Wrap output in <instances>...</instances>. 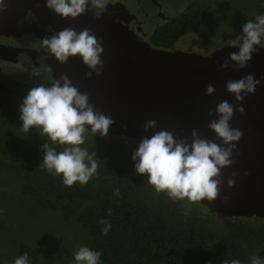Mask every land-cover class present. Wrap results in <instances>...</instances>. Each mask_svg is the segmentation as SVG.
<instances>
[{"label":"trees","instance_id":"obj_1","mask_svg":"<svg viewBox=\"0 0 264 264\" xmlns=\"http://www.w3.org/2000/svg\"><path fill=\"white\" fill-rule=\"evenodd\" d=\"M257 15H264V2ZM255 17H234L235 25L224 36L233 42L242 36L243 25ZM207 23V8L193 4L157 32L171 43L157 45L171 49L177 36L202 35ZM15 116L16 122L12 125L8 123L12 119L0 118V126L4 123L9 126L7 131L0 132V151L8 153L0 164L17 171L22 190L40 205L75 211L90 233L89 248L101 252L100 264H230L232 260L250 264L253 255L264 261V232L255 228L262 219L254 218L255 225L249 222L250 217L221 219L217 213L202 212L200 202L174 201L166 193H157L146 175L135 173L131 153L137 145L129 138L86 133L85 143L80 147L96 153L97 174L87 184L76 182L69 187L62 182L61 175H53L40 167L42 145L51 142L37 129L29 134L22 132L20 115ZM53 146L57 151L65 147ZM117 189L119 195H116ZM225 218H244L247 222L227 223L223 221ZM101 220L111 225L106 235ZM209 221L219 223L221 229ZM245 236L253 237L252 246H243ZM21 252L27 249L22 247L15 257L23 255ZM30 264H34L32 260Z\"/></svg>","mask_w":264,"mask_h":264},{"label":"clouds","instance_id":"obj_2","mask_svg":"<svg viewBox=\"0 0 264 264\" xmlns=\"http://www.w3.org/2000/svg\"><path fill=\"white\" fill-rule=\"evenodd\" d=\"M107 5V0H46V6L61 18H77L86 11H93L99 17ZM0 11H6L3 0H0ZM242 36L232 42L238 52L229 53L220 64V69L234 65V71L243 70L257 51V46L264 38V15H258L243 25ZM42 45L47 47L54 58L61 64L70 57H79L82 63L97 76L102 74L103 48L100 39L90 29L77 32L72 27L64 28L55 35L46 36ZM38 75V73H33ZM260 81L249 74L237 80L226 82V91L234 96L239 104L246 96L254 94ZM215 92V87L208 85L205 95ZM20 130L29 134L33 129L39 130L47 141L42 145L43 161L40 167L53 175H61L62 182L71 187L74 183L87 184L97 174L98 161L95 152L89 153L80 146L85 143V135L89 131L106 137L114 120L89 103L87 93H82L61 74L50 87L44 84L32 87L19 106ZM215 119H211L207 128L215 134L213 139L202 138L196 129H192L190 137L176 138L172 132L161 130L150 137L142 136L138 146L131 153L134 170L137 175H146L148 183L157 193H166L172 200H187L197 203L202 200L214 202L220 195L222 185V169L235 163L232 157L236 142L243 133L233 128L230 121L234 112L243 114V107H235L227 100L219 102L215 107ZM209 117L213 115L210 111ZM157 122L149 120L144 124V131L154 129ZM219 141V143H217ZM65 146L57 151L53 145ZM236 173L227 180L231 188ZM119 195V190H116ZM228 196L223 197V202ZM105 225L106 235L111 225ZM14 264H30L27 252H21ZM100 251L81 246L74 254L76 264H100ZM230 264H241L232 260ZM250 264H264L258 256L253 255Z\"/></svg>","mask_w":264,"mask_h":264},{"label":"water","instance_id":"obj_3","mask_svg":"<svg viewBox=\"0 0 264 264\" xmlns=\"http://www.w3.org/2000/svg\"><path fill=\"white\" fill-rule=\"evenodd\" d=\"M101 16L89 15L82 29H90L100 38L102 74L97 76L78 56L61 64L52 54L48 61L52 78L45 86L50 87L52 81L66 74L75 87L88 94L89 103L96 110L114 120L108 135L127 137L137 146L142 136L150 137L165 129L178 139L190 137L192 129L202 138L213 139L215 134L207 125L216 118V105L227 100L235 107H243V114L234 112L230 121L233 128L243 133L232 154L235 163L222 169L219 197L211 203H200L219 217L264 219V46H257L245 69L234 71L235 66L230 65L221 70L220 64L229 53L239 50L232 44L207 55L154 48L103 12ZM249 74L260 84L254 94L238 104L226 91V82ZM208 85L215 87L211 95H205ZM149 120L157 124L145 132L144 124ZM232 173L237 175L229 188L227 180L233 178ZM224 196H228L227 202H223Z\"/></svg>","mask_w":264,"mask_h":264},{"label":"rangeland","instance_id":"obj_4","mask_svg":"<svg viewBox=\"0 0 264 264\" xmlns=\"http://www.w3.org/2000/svg\"><path fill=\"white\" fill-rule=\"evenodd\" d=\"M132 1L128 0L131 5H134ZM166 1L173 8L179 10L188 2H192V0ZM263 2L264 0H195L196 4L207 8L208 23L204 27L202 35L188 33L185 35L187 37L185 41L193 42L192 46L196 52L204 55L210 54L212 48L223 43L224 34L233 28L234 19L237 20L234 17L258 16V9ZM260 45L264 46V38ZM204 47H207L206 51L202 50ZM22 73L27 74L29 78L34 77L29 70ZM23 74L20 73L18 76ZM33 86L35 85H26L21 92L20 100H15L16 105L13 110L15 115H20L19 106L26 96L24 92ZM13 112L3 108L0 110V118L12 119L11 122H8L12 125L16 122L13 120L16 118ZM8 123L0 126V132L9 129ZM5 154L8 155L7 152L0 151V163L5 161ZM19 154L22 155L23 152ZM16 172L8 165L0 164V261L3 264H14L15 256L20 253L22 247H25L29 250L28 257L34 264H71L75 262L74 254L78 248L89 247L92 241L90 233L84 228L81 219L77 217L78 214L63 207L40 205L22 190V182ZM201 211L207 212L206 208L202 206ZM218 219L220 218L218 217ZM244 220V218L243 220L223 219L227 223L239 221L246 224L247 220ZM249 220L252 225L256 224L253 223L254 218ZM209 222L215 228L221 229L219 223ZM255 228L264 232V219L258 220ZM242 244L243 246H252L253 237L245 236Z\"/></svg>","mask_w":264,"mask_h":264},{"label":"flooded vegetation","instance_id":"obj_5","mask_svg":"<svg viewBox=\"0 0 264 264\" xmlns=\"http://www.w3.org/2000/svg\"><path fill=\"white\" fill-rule=\"evenodd\" d=\"M132 2L134 5L128 0H107L103 13L113 22L126 26L138 40L151 47L163 49L169 48L162 44L158 46L157 43L167 44L170 40L157 35L160 28L167 26L174 17L185 12L191 5L200 4L192 0L179 10L169 5L166 0ZM3 3L6 11H0V110L5 108L13 112L15 100H20L26 85H45L52 78L53 69L48 64L52 53L42 45V40L67 27L79 32L82 25H87V18L94 12L86 11L75 19L61 18L46 6V0H3ZM100 17L102 16L98 18ZM185 35L187 34L177 36L171 49L196 52L193 42L185 41ZM223 41L225 43L212 48L209 53L218 47L232 44L226 37ZM206 48L202 50L206 51ZM25 70L38 75L29 78L22 73ZM20 73L23 75L18 76ZM202 207L205 208L203 205Z\"/></svg>","mask_w":264,"mask_h":264}]
</instances>
